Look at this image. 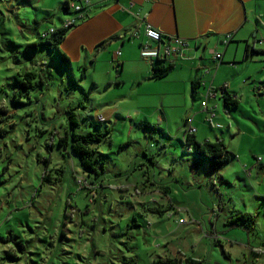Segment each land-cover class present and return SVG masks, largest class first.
<instances>
[{
	"label": "rangeland",
	"instance_id": "obj_1",
	"mask_svg": "<svg viewBox=\"0 0 264 264\" xmlns=\"http://www.w3.org/2000/svg\"><path fill=\"white\" fill-rule=\"evenodd\" d=\"M61 4L0 0V264H264V59L230 67L208 56L196 95L114 62L109 77L123 84L110 87L102 61L87 76L55 50L27 47L71 17ZM25 71L32 89L16 84ZM224 85L239 106L219 99L210 126L200 102L211 107L207 88ZM70 111L75 133L104 134L98 175L58 143ZM187 117L198 142L222 140L233 155L223 169L185 144ZM241 214L253 228L229 224Z\"/></svg>",
	"mask_w": 264,
	"mask_h": 264
},
{
	"label": "crops",
	"instance_id": "obj_2",
	"mask_svg": "<svg viewBox=\"0 0 264 264\" xmlns=\"http://www.w3.org/2000/svg\"><path fill=\"white\" fill-rule=\"evenodd\" d=\"M59 1L63 3L65 0ZM88 1L83 18L78 19L59 47L70 62L86 68L87 76L94 75L97 63L102 61L108 78L106 84L110 87L123 84L119 75L113 79L109 77L114 62L120 66L121 72L125 66H132L136 76L142 74L146 76L143 80H150L151 61L140 56L145 25L158 30L164 38L184 40L186 47L176 57L175 67L166 77L167 83L181 84L184 90L191 89L192 82H199L196 91L206 89L210 74L206 64L208 56L213 63L220 65L226 61L230 67L236 66L241 56L245 60L264 59V0ZM133 31H137L139 37L133 38ZM227 34L231 37L224 44ZM246 49L251 57H245ZM214 52L220 54L219 61L213 59ZM260 55L263 57L259 58ZM135 80L137 85L143 82ZM92 82L96 81L92 79ZM219 90L207 88V98L214 102L209 107L206 101V107L201 108L206 114L218 108ZM191 127L195 129L197 141L198 132L193 119Z\"/></svg>",
	"mask_w": 264,
	"mask_h": 264
},
{
	"label": "trees",
	"instance_id": "obj_3",
	"mask_svg": "<svg viewBox=\"0 0 264 264\" xmlns=\"http://www.w3.org/2000/svg\"><path fill=\"white\" fill-rule=\"evenodd\" d=\"M73 2L80 3L77 0H70V1L65 0L61 4V8H60L61 12L68 13L70 10H72L70 9L69 5ZM72 11H73L72 14H75V16L76 14H78V12H75L74 10ZM84 11H85V8H82L80 13L82 12L84 13ZM82 18H83V15H82ZM43 19H46V18L44 17ZM71 28L64 29L61 26L60 29H55V30L52 29L53 32H47L42 35V38H44L43 41L39 43L28 44L27 47L33 50H36L37 47L40 45V46L47 47L49 50H55L59 57V62L61 64L69 66L70 61L68 57L59 50L58 46L64 40V38L66 37L67 33L69 32ZM252 53H255V51H253ZM251 55L252 54H249L246 49L245 57H251ZM150 61H151L150 76H149L150 80L165 79L175 67L174 60H169L164 57H157ZM84 68L85 67H81L80 70L85 71ZM22 76L24 77V82H20L17 80L16 84L18 86H20L23 89H27V88L32 89L36 86V83L34 82V78H35L34 73H32L31 71H25L22 73ZM198 85H199V82H192L191 89H192L193 95L197 94L196 89ZM219 91H220V99L223 102V105L225 108H228V109L238 108L239 99L235 95V93L231 91H227L225 86L220 88ZM202 102L206 103V99L203 100ZM205 107L201 106V108H205ZM210 113L213 114V119H214L215 118L214 109L212 111L210 110L207 113V117L210 116ZM185 120H184V124H185ZM77 124H78L77 119L74 113L70 111V131L67 133L65 137L60 138L58 143L59 145L64 146L65 148L69 149L72 155L78 157L80 161L81 169L83 171L94 174V175H98L99 172H103L104 170V164L97 152L98 145L101 143L102 139L104 138L103 137L104 134L100 132H87L84 134H77L73 131L74 128L77 127ZM184 141L187 146H192V149L196 156L203 158L208 162L210 168L214 172H217L218 170L223 169L229 163L231 157H233V155L226 149L223 141L219 139H216L214 142L205 141L203 143H200L195 140L194 133L190 134L186 131V129H184ZM239 222L249 224L247 225V228L249 229L253 228L255 224L254 218L251 215H247V214H241L236 217H232L229 220V224L239 225L238 224ZM184 263L185 264H198L199 262L195 260L185 259ZM159 264H166V262L165 263L159 262ZM167 264H178V261L167 260ZM245 264H255V261L251 263H245Z\"/></svg>",
	"mask_w": 264,
	"mask_h": 264
},
{
	"label": "built area",
	"instance_id": "obj_4",
	"mask_svg": "<svg viewBox=\"0 0 264 264\" xmlns=\"http://www.w3.org/2000/svg\"><path fill=\"white\" fill-rule=\"evenodd\" d=\"M78 2H73L69 5L70 9L74 10L75 12H78L76 16L69 17L67 20L63 21L62 28H71L76 25L78 19L82 18V13L80 11L82 8H85V6L89 5L88 0H77ZM49 32H53L52 29H50ZM131 36L133 38L139 37V34L137 31H133L131 33ZM142 36L144 38L143 44L140 46V56L144 59L147 60H152L157 57H164L169 60H175L178 55H180L183 51V49L186 47V44L184 40L180 38H164L162 34L152 28L150 25H145L143 29ZM231 35L227 34L225 36V39L223 40V43L226 44L228 40L230 39ZM118 54V53H117ZM213 59L215 61H219L221 56L219 53L214 52L213 54ZM209 95V93L207 94ZM206 103L201 102V106L205 107ZM99 120H102V117H98ZM212 119H213V114L210 113V116L207 117V121L212 125ZM192 123V118L187 117L185 120V126H186V131L190 134H193L195 132V129L191 127ZM215 128H219L220 126L218 124L214 125Z\"/></svg>",
	"mask_w": 264,
	"mask_h": 264
}]
</instances>
